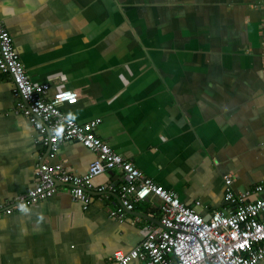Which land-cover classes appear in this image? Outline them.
Returning a JSON list of instances; mask_svg holds the SVG:
<instances>
[{"label":"crops","instance_id":"obj_1","mask_svg":"<svg viewBox=\"0 0 264 264\" xmlns=\"http://www.w3.org/2000/svg\"><path fill=\"white\" fill-rule=\"evenodd\" d=\"M263 0H0V20L34 83L77 91L62 110L145 175L208 217L234 193L264 181ZM10 74L0 71V205L35 184L41 161L85 173L95 153L77 140L36 143ZM118 168L94 185L116 186ZM252 196L264 197V192ZM118 193L86 206L60 185L0 217V264L119 263L160 226V199L109 214ZM257 264H264L260 261Z\"/></svg>","mask_w":264,"mask_h":264},{"label":"built area","instance_id":"obj_2","mask_svg":"<svg viewBox=\"0 0 264 264\" xmlns=\"http://www.w3.org/2000/svg\"><path fill=\"white\" fill-rule=\"evenodd\" d=\"M261 34L264 44V19ZM0 71L10 74L13 92L25 101L19 107L23 106L32 125L41 133L36 143L52 151L61 142L77 140L95 153L82 174L67 171L61 163H37L34 186L10 204L0 205V217L50 197L60 185L67 186L71 197L81 201L83 206L89 203L93 191H117L119 203L109 214L119 220L136 202L156 195L160 199V226L150 227L143 241L129 252L116 251L113 257L119 263L132 259L142 264H257L264 261V197L252 196L264 192V181L234 193L229 185L231 177L225 176V206L204 217L183 203L176 192L145 175L97 136L95 127L99 118L80 123L68 116L61 106L75 103L77 91L64 88L48 94V83L30 80L1 20ZM115 168L122 171L119 184L94 185L95 176Z\"/></svg>","mask_w":264,"mask_h":264},{"label":"bare ground","instance_id":"obj_3","mask_svg":"<svg viewBox=\"0 0 264 264\" xmlns=\"http://www.w3.org/2000/svg\"><path fill=\"white\" fill-rule=\"evenodd\" d=\"M48 94H49V92H48ZM51 94V93H50Z\"/></svg>","mask_w":264,"mask_h":264}]
</instances>
